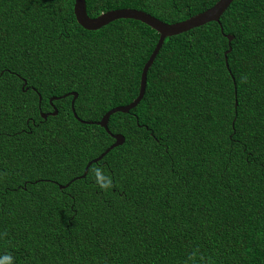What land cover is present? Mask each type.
<instances>
[{"label":"trees","instance_id":"obj_1","mask_svg":"<svg viewBox=\"0 0 264 264\" xmlns=\"http://www.w3.org/2000/svg\"><path fill=\"white\" fill-rule=\"evenodd\" d=\"M217 1L84 5L173 24ZM72 5L0 0V264H264V0L165 38L139 103L108 118L122 144L82 178L113 140L64 95L90 123L129 104L158 35L86 31Z\"/></svg>","mask_w":264,"mask_h":264},{"label":"water","instance_id":"obj_2","mask_svg":"<svg viewBox=\"0 0 264 264\" xmlns=\"http://www.w3.org/2000/svg\"><path fill=\"white\" fill-rule=\"evenodd\" d=\"M231 2L232 0H218L210 8H208L207 10L197 15H194L192 17H189L177 23L166 24L144 12L133 10V9H118L114 11H108V12L99 14L93 19H90L87 17L85 13L84 0H73L72 14H73L74 20L78 26H80L82 29L86 31H95L110 22L122 19V20L137 21L145 25L146 27L150 28L152 31H154L158 35V38H157V41L155 43L153 50L151 51L148 59L146 60V62L143 64L141 68L137 95L129 104L125 106H118V107L112 108L106 113H104L99 121L90 123V122H83V121L78 120L74 114V110L72 106L76 98V94L72 92V93H68L64 95V96L71 97L70 111L75 120H77L81 124H94L102 128L113 140V143L107 149H105L103 153H101L98 157H96L95 159H93L92 161L88 162L85 165L80 178H82L85 175L87 168L91 163H96L110 149L122 144L123 142L122 136L112 135V134H109V132L107 131L106 124H107L108 118L110 115L115 114V113L126 114L129 112V110L133 109L139 103L144 93L146 71L152 64V61L155 58L157 52L159 51L163 43V40L168 37H172V36L185 33L193 28L200 27L210 22L218 23V19L220 15L226 10V8L229 6ZM219 31L221 32V28H219ZM225 38L227 40V50L223 53V60H224V65L226 67L227 66L226 65V55L230 51L229 43L232 40V36L226 35ZM63 97H60V98H63ZM56 99H59V98L53 97V98L48 99V104L51 105V101L56 100ZM55 114H56V110L53 109L52 112L49 114H40V117L42 119H45L47 115L54 116ZM60 188H63V187H60Z\"/></svg>","mask_w":264,"mask_h":264},{"label":"clouds","instance_id":"obj_3","mask_svg":"<svg viewBox=\"0 0 264 264\" xmlns=\"http://www.w3.org/2000/svg\"><path fill=\"white\" fill-rule=\"evenodd\" d=\"M110 184H111V182L109 181V183H108V184H106V185H102L101 187L107 188V187H109V186H110Z\"/></svg>","mask_w":264,"mask_h":264}]
</instances>
